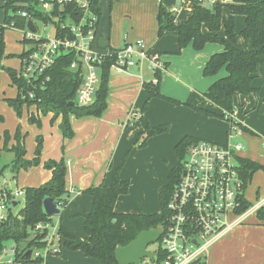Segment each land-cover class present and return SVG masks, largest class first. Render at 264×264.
I'll list each match as a JSON object with an SVG mask.
<instances>
[{"label": "crops", "instance_id": "1", "mask_svg": "<svg viewBox=\"0 0 264 264\" xmlns=\"http://www.w3.org/2000/svg\"><path fill=\"white\" fill-rule=\"evenodd\" d=\"M101 1L98 0L100 16L97 33L99 37L103 36L106 40L107 46L104 48V52L121 47L125 39H141L148 47L157 51L159 60L161 63H165V67L161 68L159 84L160 92L163 95L216 114H221L224 111L205 98L203 93L216 78L223 76L225 71L220 70L215 76H204L202 74L203 66L210 55L221 51L223 46L219 43H206L201 50H194L188 44L178 53L175 31L166 32L161 37L157 36L158 23L156 16L160 5L173 11L175 13L174 22L180 24L193 11V1L114 0L113 8L110 6V12L108 11L105 14L100 5ZM228 15L229 10L224 8L222 10L223 18H227ZM233 17L235 23H237V28L235 25L236 46L241 48L239 46L241 43L250 45L239 34L244 26V17L242 15H234ZM219 34L223 35L222 29ZM19 66L20 58L17 56V63L13 68L17 70ZM153 73L146 62L124 72L111 69L108 76L105 110L100 116L75 117L70 114L69 120L73 130V136L70 138L63 137L61 133L59 127L61 115L53 118L51 112L46 114L38 112L37 118L42 121L40 128L43 129L40 133L43 138L40 163L26 169H20L18 174L22 173L23 178L27 180L25 185L39 186L51 177V170L44 168V162L50 159L58 160L61 157L67 158H65L67 165L65 175L67 203L61 217L58 216L53 219L58 225L62 224L73 235L76 242H82L86 239L83 231V217L79 213L81 211L88 212L92 202L91 196L83 193L82 190L101 183L109 185L111 171L118 166L127 150H129L128 161L123 166L120 175L122 179L130 177L129 179L133 181L136 177L133 170L137 172L138 165L143 164L150 167L151 163L156 161V157H153L154 154L161 156L168 153L169 149L173 148L175 143L185 135H190L199 140L200 137L216 141L224 138V141L217 143H223L227 139L229 122L225 118H223L225 119L224 122L221 119H216L217 117H210L184 104L178 105L162 98L152 97L148 102L144 116L153 126L168 123L169 130L150 137L144 148H138L135 141L142 129L138 120L140 113L132 111L131 108H138L145 101L146 93L143 83L154 81ZM14 89V94L7 97H13L17 93L15 85ZM235 96L238 99V104L242 103L241 107L245 106L246 109L245 104L248 101L246 98L249 96L244 97L240 94ZM4 97L6 96H4L3 91L1 98ZM35 109V106L26 107V118ZM10 110L11 114H14L13 109L10 108ZM135 114H138V116ZM214 119L224 122L225 129L223 132L222 129L215 130L213 125L206 128L208 125L216 123ZM235 120L244 126L236 118ZM32 126L27 122L23 129L37 130ZM3 127L0 126V149L3 146V132L5 130L8 133L10 132L9 136L11 138V140H8L7 147L10 148L15 143L12 138L13 129ZM21 131L23 132V130ZM243 132L240 131L236 140L241 141L240 136ZM34 133L27 144L25 138L23 141L27 147L25 157L29 159L33 157L36 131ZM175 163L176 157L174 154L173 160H170L164 166L158 177L150 178L147 176V181L152 180V183L158 181V197L159 190L165 184L168 172ZM247 187L244 196L252 204L264 196V193H261L257 186L253 189V197H248ZM114 210L123 213L128 211L119 207L117 199ZM129 211L154 213L158 212L159 208L156 211L146 210L145 208ZM46 264H101V262L95 258L85 256L80 250H70L62 247L59 253L47 257ZM206 264H264V224L257 220L255 212L248 215L243 221L232 224L209 246Z\"/></svg>", "mask_w": 264, "mask_h": 264}, {"label": "trees", "instance_id": "2", "mask_svg": "<svg viewBox=\"0 0 264 264\" xmlns=\"http://www.w3.org/2000/svg\"><path fill=\"white\" fill-rule=\"evenodd\" d=\"M113 1L110 0V2ZM224 8L229 10L227 18L222 16ZM93 9L100 16L98 0L94 1ZM234 15H242L244 17V26L239 34L245 41L250 43V48L241 49L236 46ZM174 17L175 13L173 11L167 10L162 5L159 6L156 16L158 23L157 36L161 37L166 32L175 31L177 34L178 53L188 44L194 50H201L206 43H219L223 46L221 51L210 55L203 66L202 74L204 76H215L220 70L225 71V74L216 78L203 93L205 98L224 111L221 114H216L163 95L159 89L161 70L155 69L153 73L154 81L143 83V88L147 92L148 97L140 110L141 113L145 111L150 98L159 97L174 104H184L210 116L225 118L228 121L225 114L233 110L234 96L237 94L245 96L256 92L257 88L253 86L252 81L259 70L264 69V0H232L231 3L214 2L212 6H208L199 0H194L193 11L184 22L176 24ZM221 29L223 30V35L219 34ZM3 31H0V72L5 70L11 83L17 89L15 97H7L3 100L17 115L21 114L23 106L29 107L31 105H35L42 114L51 112L53 118L61 115L59 127L65 138L73 136V130L69 122L70 114L75 117L101 115L107 105V83L111 65L114 63L113 56L105 57L101 65L98 89L96 90L94 101L89 105L74 103L79 79L68 70V64L72 58L69 54H62L50 68V81L46 83L43 90L37 91L38 97L36 99H22L20 92L26 87L24 80L21 77H17L15 69L5 67L2 64V60L5 57ZM149 51L157 53L152 48ZM17 56L21 58L22 55L19 54ZM162 66L165 67V63H162ZM141 113L138 116V120L142 129L135 141L138 142L142 138L139 143L140 147L145 145L149 137L168 131V125L152 126ZM2 121L3 117L0 115V122ZM28 121L39 124V119L31 114L28 117ZM239 126L242 131L253 133L245 126L241 124ZM13 138L15 143L8 148L7 144L10 136L7 130L3 132L2 149L14 153V158L10 163L11 170L17 173L20 169L38 165L40 163L42 138L40 136L36 137V147L31 159L24 158L23 137L19 134L18 128L15 130ZM198 140L190 135H185L175 143L173 150L176 163L169 170L166 182L159 190L158 212L123 213L114 210L118 196L126 194L129 189L128 180L119 176L121 163L119 167L111 171V182L109 185L101 183L91 185L82 190L83 193L92 198L90 210L79 213L83 217L85 241H74L73 235L62 224H59L58 232L63 237L60 247L80 250L85 256L99 260L101 264H119L114 255L116 247L128 244L143 230L159 225L165 226L167 202L172 188L181 175L182 163L188 147ZM238 159L242 167L241 173L245 191L253 174L260 169H264V166L244 156ZM43 166L51 170L50 179L39 186L24 187L21 203L16 200V205L8 209L6 218L0 222V249L7 241H14L17 245L24 243L27 249L39 243V240L36 239L43 236L44 233L36 234L34 238H30V231L37 222L49 218L42 207V201L45 197H52L55 204L60 207V212L61 208L66 205L68 198L65 188L66 159L64 157L58 160L50 159L45 161ZM239 200L240 204L236 209L237 214L252 206V203L245 197H241ZM60 212L59 217H61ZM255 216L257 220L264 224V205L256 209ZM164 258V252L156 249L155 256L150 260V263L159 264Z\"/></svg>", "mask_w": 264, "mask_h": 264}, {"label": "built area", "instance_id": "3", "mask_svg": "<svg viewBox=\"0 0 264 264\" xmlns=\"http://www.w3.org/2000/svg\"><path fill=\"white\" fill-rule=\"evenodd\" d=\"M94 1L0 0L4 20L0 23V31L19 29L24 36L20 66L16 70L17 77L26 85L20 92L22 99L38 97L37 91L43 90L50 81L49 70L62 54L72 56L68 70L79 79L74 100L78 105L94 101L101 65L107 56L114 57L111 69L115 71L124 72L144 62L153 72L161 70L158 54L150 52V47L141 39H125L121 47L104 52L99 46V16L93 9ZM199 1L212 6L214 2L232 0ZM28 21L34 29L28 26ZM38 112L36 108L31 115L38 117ZM234 116L235 110L225 114L229 122L225 142L198 140L188 147L181 175L167 202L166 223L157 241L156 249L165 254L159 264H206L209 246L232 224L243 221L264 205L262 196L244 212L236 213L239 199L245 197L238 159L243 157L240 153L245 145L236 140L241 128ZM23 194V188L0 190V222L6 218L8 209L15 206L13 202L17 197ZM48 216L30 231V238L44 233L36 239L39 243L28 249L24 243H5L0 249V264H46L49 255L59 253L63 237L58 232L54 215ZM143 259L142 262L150 263L148 258Z\"/></svg>", "mask_w": 264, "mask_h": 264}, {"label": "rangeland", "instance_id": "4", "mask_svg": "<svg viewBox=\"0 0 264 264\" xmlns=\"http://www.w3.org/2000/svg\"><path fill=\"white\" fill-rule=\"evenodd\" d=\"M100 5L102 6L103 12L105 14L108 11L110 12V9L113 8L114 1L110 2V0H104V1L102 0L100 2ZM110 6H111V8H110ZM3 21H4L3 20V11L0 9V23H2ZM36 23L40 27V23H38V22H36ZM235 25L237 28V23H235ZM23 39H24V36H23V33L21 32V30H19V29H4L3 40H4L5 57L3 58L2 64L5 67L13 68L15 66V64L17 63V55H19L21 50H22ZM239 46H241V48H250L251 47V45L246 44V43H244V44L241 43ZM10 54H13V55L7 56ZM1 72L2 73L0 74V110H2L3 112L0 111V115L3 117V121L0 123V126H4L3 128H10L11 127V130L13 129L12 138H13V135L15 133V130L18 128L19 134L23 137V141H24V138L26 139V144L29 140L32 139V137L35 134L34 131H36V135L34 137V140H35L34 150H35L36 137L40 136L42 138V135L40 134L41 129H42V128H40L41 127L40 124L42 123V121L39 119V124H37L35 122L34 123L29 122L28 118H26V115H25L27 113L25 106L22 107V111H21L20 115H17L14 110H13L14 114H11V110H10L11 107L3 99L7 98V96H10V94H14L15 89H14V85L11 83V80H9L10 78H9L7 72L5 70H2ZM252 84H253V86H255L257 88V91L254 93L245 95V96L243 95L244 97L249 96L248 98H246V99H248V101L245 104L246 109H245V106L241 107L242 103L238 104V99L236 96H234V98H233V110L236 111L235 118L238 121H240L242 124H244V126H246V128H248L249 130H251L253 132L251 134L249 132L244 131L242 133V135L240 136L242 143L245 145V149L240 153V155L245 156L246 158L252 159V160H254V161H256L259 164L264 166V147H263V136H264V69L259 70L257 75L254 77ZM3 91H4V96H6V97L1 98ZM144 91H145V89H144ZM145 93H146V99L145 100H147L148 94L146 91H145ZM15 96H16V94L13 97H15ZM13 97H10V98H13ZM149 100H148V102H149ZM144 102L141 104L140 107H138V108L132 107L131 110L132 111H139L141 113L140 110H141ZM148 102H147V107H148ZM147 107H146L145 111L147 110ZM23 110H24V112H23ZM145 111H143L141 113V115L144 116ZM205 115H207V114H205ZM208 116H210V115H208ZM210 117L216 118L217 116H210ZM216 119H221L222 121L225 122V119H223V118L217 117ZM44 120H45V118H44ZM50 121H52V120L50 119ZM215 121H216V123H212V124L208 125L206 128L213 125V128L215 130H221L222 129V132H223L225 129L224 122L219 121V120H215ZM27 122L29 124H31V126L34 124L35 126H32V127H35V129H37V130L32 131L31 129H23V128H25V123H27ZM69 122H70V120H69ZM162 124L168 125V130H169V124L168 123H162ZM216 124H218V125H216ZM157 125H160V124H157ZM12 126H14V127H12ZM154 126H156V125H154ZM21 130H23V132ZM224 134H223V136H224ZM148 139L146 140L145 145L142 147L139 146V143L142 141V138H140L138 142H135V145L138 148H144L147 145ZM9 140H11V138ZM200 140L222 142V141H224V138L222 140L216 141V140L205 139L203 137H200ZM26 144L23 143L24 148H25V155H27ZM34 150H33V155H34ZM41 150H42V147H41ZM128 154H129V150H127L124 153V155L122 156V158H121V160L117 166V167H119L120 164L122 163V165L119 168L120 178H121L120 172H121L123 166H125L127 161H128V156H129ZM153 157L154 158L156 157V161L154 163H151L150 167L142 164V165H138V169H137L138 171L137 172L135 170H133L135 175H136V177L133 179V181H131L129 179L130 177L125 178L129 182L128 192L125 195L119 196L117 198V202L119 203V207L122 209L128 210L124 213H128V212L129 213H145L146 211H139V212L129 211V210H138V209L142 210V208H145L146 210H153V211L158 210V208H159L158 192H157L158 181H156V183H152V180L147 181V176H149L150 178H153L154 176L158 177V175L163 170L164 166H166V164L169 163L170 160H173V158H174L173 148L171 147L169 149L168 153H165L164 155L157 156L156 154H154ZM13 158H14L13 152H10V151H7V150L1 148V150H0V189L13 190L16 188H24L25 186H27V185H25L27 183V180L23 178L22 173L18 174L19 171L17 173H15L11 170L10 163L13 160ZM24 158L29 159V158H26L25 156H24ZM154 158H153V161L155 160ZM40 159H41V153H40ZM21 186H24V187H21ZM257 186L259 187L260 192L264 193V169H260L253 174L252 181L248 185L247 191H246L248 197H253V194H254L253 189L256 188ZM17 200L21 203L22 197H17ZM63 209L64 208H61L60 213H62ZM58 215H59V213L57 215H54V218H57ZM6 243H8V245H9L12 242L7 241ZM157 245H158V242L151 243L148 245V249L154 250V249H156ZM140 264H151V263L141 262Z\"/></svg>", "mask_w": 264, "mask_h": 264}, {"label": "water", "instance_id": "5", "mask_svg": "<svg viewBox=\"0 0 264 264\" xmlns=\"http://www.w3.org/2000/svg\"><path fill=\"white\" fill-rule=\"evenodd\" d=\"M28 26L34 29L31 21H28ZM99 46L105 48L106 40L103 36L99 37ZM73 104V102H71ZM16 205V202H13ZM42 207L47 215H57L60 209L56 206L52 197H45L42 201ZM163 227L161 225L154 228L141 231L133 240L124 246L115 248L114 255L119 264H140L143 258L152 260L155 252L148 249V245L157 242ZM29 251L26 252V256Z\"/></svg>", "mask_w": 264, "mask_h": 264}]
</instances>
